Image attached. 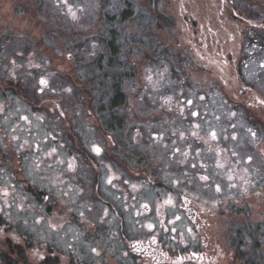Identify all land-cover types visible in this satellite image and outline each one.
<instances>
[{
  "label": "rangeland",
  "instance_id": "obj_1",
  "mask_svg": "<svg viewBox=\"0 0 264 264\" xmlns=\"http://www.w3.org/2000/svg\"><path fill=\"white\" fill-rule=\"evenodd\" d=\"M126 1L152 28L110 20L125 0H0V264H264V0ZM108 30L138 127L127 140L158 162L109 181L113 170L69 159L98 144L77 77L109 53ZM174 99L183 117L159 138L160 107ZM174 142L191 193L160 219Z\"/></svg>",
  "mask_w": 264,
  "mask_h": 264
},
{
  "label": "flooded vegetation",
  "instance_id": "obj_2",
  "mask_svg": "<svg viewBox=\"0 0 264 264\" xmlns=\"http://www.w3.org/2000/svg\"><path fill=\"white\" fill-rule=\"evenodd\" d=\"M239 75V74H238ZM236 75V76H238ZM187 93H185L184 95H180L181 98L179 99V101H184L186 100L188 102V99H184L185 95ZM203 99V98H201ZM124 102H126L124 104ZM123 102V104L121 105L122 108L124 109H118L119 111H121L117 116H106V117H99L97 116L96 112H95V117H92L91 119V126L94 132L93 138L94 141L97 142V146H95V152H92L91 154L86 151V153L84 151H80V153L82 155H79V153L76 151V153L72 152L71 156L69 157V159L71 160V162L73 163L74 166H76V164L78 162L81 161V163H83L84 166L91 165L94 164L95 168H101L104 167L105 171H111L113 170V174L111 173V176L109 177V180H111V178L115 175H117L116 173H114V171H117L119 169V167H128L130 165L135 166L136 163L138 166L142 165H146L147 163L149 164L150 167V163H152L153 165H157L158 162L152 161L149 157V151L146 150V148L143 146V151L141 152V150L138 149H134L132 150L131 148V143H129V140H127V136L128 133H132L135 132L137 133L138 130L135 127H131L130 126V119L131 116L129 114V103L130 101H128V99H125ZM164 103L166 104V107L164 108L163 106H161L160 108H162L163 110L158 112L160 113V119H163L164 121L162 122V124H164L163 130H160L158 132V134H160V137L162 136V131H167L169 133V129H172V125H174V120L176 119V116H178L179 118L183 117V113H184V109L181 108L180 110V114H177V112H175L171 106L176 104V99L174 100H170V102L168 100L164 101ZM124 111V112H123ZM182 113V114H181ZM140 114V113H138ZM138 114H135L138 116ZM194 114V113H193ZM142 116V114L139 115V117ZM159 118L156 119L157 121H159ZM149 121V119H145L144 118V122ZM93 122V123H92ZM152 122V121H151ZM190 122V120H189ZM173 130V129H172ZM191 135V132L189 133ZM169 135V134H168ZM70 139V142L72 141V139H75V137L73 136H69L67 135L66 138ZM164 142L162 143V149H164ZM176 143H170L169 146L171 147L170 149H166L168 150L167 154H166V159H168L167 161H169L172 166L168 169H173V168H177L176 173H175V177H173L171 179V184H164L162 187V192L163 194H167L168 196L170 195L172 198H170L173 203H166V201L164 202L163 198H161V194L160 193H155L158 200V203L160 204L158 206V216L160 219L163 218V213L165 210H172L174 211V209L176 208V203L174 202V197L178 196L182 199V201L185 199L186 194H190L191 192H189V190H185V185L182 186V184L179 182L178 179H181L184 175L183 171L181 170V165L182 162H180L179 164L176 163V161L174 160V162H172V157L173 155L170 153L172 151V153H174L175 155H180V152L178 151V147L177 145H175ZM168 146V147H169ZM176 146V147H175ZM109 149V150H108ZM79 150H83L82 146L80 147ZM93 155V156H91ZM135 164V165H134ZM178 171V172H177ZM105 173V172H104ZM194 175V174H193ZM117 178L119 180V174L117 175ZM99 179V178H98ZM202 180L205 181V179H207V177L199 175L198 174V180ZM199 180V181H200ZM106 181V182H107ZM179 182V183H178ZM107 185V183H105ZM203 190L206 189V187L202 188ZM196 194V193H195ZM194 194V195H195ZM169 198V197H167ZM146 209L149 210V206H144ZM185 207H179L178 208V212H181L182 210L185 212ZM191 211L192 208H188L187 211ZM177 212V213H178ZM193 213V211H191ZM188 214V212H187ZM194 214V213H193ZM189 215V214H188ZM166 219L160 220L159 223H164ZM238 250V249H236ZM159 251L155 250L153 251V257L156 258L155 260H157L158 258H160L159 255ZM201 254V253H199ZM178 255V254H177ZM216 258H211L206 257V256H202V254L199 257V262L198 264H214L212 263ZM154 260V261H155ZM180 260H182V258H180ZM209 261H212L209 263ZM160 262V261H159Z\"/></svg>",
  "mask_w": 264,
  "mask_h": 264
},
{
  "label": "trees",
  "instance_id": "obj_3",
  "mask_svg": "<svg viewBox=\"0 0 264 264\" xmlns=\"http://www.w3.org/2000/svg\"><path fill=\"white\" fill-rule=\"evenodd\" d=\"M125 3H126L125 5L126 8H124L122 11L117 13L118 14L117 16H113L112 18H110V20H113V18H117V20L121 22L124 21L133 22L135 19V21L140 24L141 29H145V27L146 26L148 27V25L150 28H152V24L149 23L148 20H145V17L141 12L142 9L139 6H136V10H133L131 3L127 2L126 0ZM131 11L133 12V14L131 13ZM145 33L148 35V38L151 37V34L147 32ZM114 34L115 33L113 30H108L107 33V36L109 37L108 45L110 46L108 50L109 53L107 55H104V57L102 55H97L96 58H94L92 61L86 63L84 65L85 69H83L81 74H79L80 76L77 77L78 81L84 83L85 85V89L82 91L83 98H81L80 96V100L89 101L91 98L92 102H89L91 109H93L96 112L97 116L99 117L117 116L119 114H122L120 113L121 111H119L118 109H124L122 108L121 105L126 99V94H125L126 91L124 90V88H122L121 82L123 81V78H126L125 75L128 74L127 72L125 74V72L119 73L114 71L115 67H120L124 65L122 61H119V56H117L119 48L117 49L116 45L113 46L115 39ZM134 43H136V41ZM263 46L261 44L260 48L262 49ZM164 54L166 57L165 60L167 61L168 60L167 53ZM174 54L179 55V52H176ZM158 55L161 54L157 53V56ZM183 60L184 59H182L181 62H179V64L182 65ZM175 65H177L175 62L170 61L169 66L175 67ZM11 79H8V81ZM9 82L11 83L10 85H16L17 88H19L18 90L20 91V88L22 86L21 83L16 84L12 82V80ZM199 92L201 93L202 90ZM125 103L126 102H124V104ZM0 221H2V216L0 217ZM244 234L246 235V233ZM245 253H246L245 251H241L238 257L240 258ZM247 255L249 256V260H245L243 257H241V263L239 260V264L261 263L260 254H256V257L255 255L252 254H247Z\"/></svg>",
  "mask_w": 264,
  "mask_h": 264
},
{
  "label": "snow or ice",
  "instance_id": "obj_4",
  "mask_svg": "<svg viewBox=\"0 0 264 264\" xmlns=\"http://www.w3.org/2000/svg\"><path fill=\"white\" fill-rule=\"evenodd\" d=\"M41 83H45L44 81H41Z\"/></svg>",
  "mask_w": 264,
  "mask_h": 264
}]
</instances>
